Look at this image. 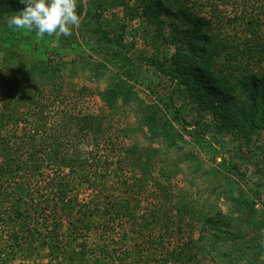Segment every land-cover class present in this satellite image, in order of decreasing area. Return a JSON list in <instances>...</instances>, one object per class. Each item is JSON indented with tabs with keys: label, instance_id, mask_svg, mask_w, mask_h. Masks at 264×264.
<instances>
[{
	"label": "trees",
	"instance_id": "obj_1",
	"mask_svg": "<svg viewBox=\"0 0 264 264\" xmlns=\"http://www.w3.org/2000/svg\"><path fill=\"white\" fill-rule=\"evenodd\" d=\"M128 1L94 0L97 11L91 15L95 20L92 30L100 40L107 42L104 51L109 56L107 60L122 62L118 69L130 63L122 52L125 47L122 33L126 24H113L112 32L116 33L117 39L111 44L108 28L103 24V20H107L105 13L112 16L115 8H125L132 18H143L158 29L167 23L170 32L165 43L173 51L165 59L170 63L167 72L178 82L181 97L197 110L201 120L205 119L202 126L199 125L201 120L197 119L194 135H191L203 143L205 133L212 131L237 141L239 151L245 147L252 153L253 137L264 131V0H208L204 5L200 0H131V6ZM24 7L20 0H0V27L7 28L5 17ZM82 13L83 7L78 0L77 14L81 16ZM14 34V30L7 29L5 41L14 40L9 44H18L19 38ZM29 46L33 49L35 45L30 43ZM10 49L8 56L21 61ZM151 63L157 67L161 65L157 60ZM54 70L46 60L30 67V72L39 76ZM122 72H118L100 93V99L109 109L118 101L131 106L138 128L146 129L151 147L157 142L171 148L176 129L157 104L146 105L126 84L125 80L130 78L133 70L129 68ZM24 82L10 79L0 71V235L5 229L8 241L6 244L0 241V260L6 261L9 257L13 260L18 253L47 247L51 258L62 259L65 264H103L109 257L112 262L123 263L113 250L110 254L109 242L104 237L110 236V229L115 228V224H124L130 219L135 221L129 207L118 209L116 200L105 202L108 198L100 197L99 192L82 204L72 196L77 180L92 181L91 189H98L94 182L97 177L89 176L90 155L81 152L76 140L90 138L96 143L104 134L102 122L91 115L67 116L58 135L45 136L48 140L43 145L44 141L38 139V135L45 133L46 121L35 119L32 128L19 141L9 142L2 134L4 124L13 122L17 128L20 121H27L29 114L25 116L23 111L33 110L34 118L43 114L47 93L63 95L62 83L44 84L35 92L25 94ZM209 114L211 119L206 118ZM174 119L186 131L191 127L178 116ZM61 136L69 140H60ZM151 147L141 152L132 147L122 148L121 158L125 165L145 174ZM208 147L215 150L212 144ZM43 152L46 159L40 162L37 158ZM195 156L193 153L191 158ZM224 168L228 174H222L218 169L210 173L216 181H222L214 184L212 192L225 197L228 211L222 213L213 207L209 212L197 211L186 201L187 194L181 196L177 202L181 208L176 206L171 211L180 215L176 218L174 234L179 235L183 230L181 216L197 215L194 219L200 224L198 238L188 242L181 239L165 250L149 240L144 242V252L141 248L136 252L141 251L146 256L141 254L139 262L129 258V264H193L198 254L210 256L213 264H241L243 261L252 264V260L264 258V200L261 199L264 187L257 184L254 190L244 189L239 185L244 177L240 169L230 163ZM110 219L112 223H109ZM173 220L145 214L134 222L138 227L134 232L145 239L156 229L157 221L162 229L169 230L168 224L172 227ZM187 230L191 231V227ZM89 237L97 239L93 240L97 250L89 247ZM92 251H96L98 257H88L87 252Z\"/></svg>",
	"mask_w": 264,
	"mask_h": 264
},
{
	"label": "rangeland",
	"instance_id": "obj_2",
	"mask_svg": "<svg viewBox=\"0 0 264 264\" xmlns=\"http://www.w3.org/2000/svg\"><path fill=\"white\" fill-rule=\"evenodd\" d=\"M206 1L208 0H200L203 5ZM79 2L83 7L81 22L78 27H73L70 36L49 37L46 35L38 38L35 31L26 34L24 30L0 27V71L10 79L24 80L25 94L35 92L44 84L58 83H62L63 92V95L59 96L47 93L44 98L46 104L42 102L44 106L41 116L39 114L34 118L32 117L33 110L23 111L25 116L29 114L27 121H20L17 128L13 122L4 124L2 134L9 138V142H16L29 132L35 119L45 120V133L38 135V139L44 141L42 144L45 145V141L48 140L45 136L52 134L56 137L58 130L62 129L61 123H64L67 116L91 115L102 122L104 134L98 138L96 143L91 142L90 138H86L85 141L76 140L78 145H86L88 142L87 152L90 155L89 164L91 165L87 164V167L90 172L89 176L97 177L94 182L98 189L96 191L91 189L89 185L92 181L85 183L77 180L74 182L72 196H75L76 200L82 204L88 202L96 195V192H99L100 197L108 198L105 202L116 200L118 209L122 206L129 207L134 214L135 221L130 219L124 224L114 223L116 227L110 229L111 237H104V240L109 242L110 254L112 255L111 250H113V254L124 261L120 263L119 260H113L112 262L109 257L103 263L129 264V258L132 261L133 258L141 261V254L146 248L144 242H149V240L165 250L175 246L176 242H180L181 239L183 242H188L198 238L200 224L194 219L197 215L194 217L181 216L183 218L181 229L183 230L179 235L174 234L176 218L180 215L177 216L175 211H171L176 206L181 208V205H177L181 196L187 194L186 201L197 211L209 212L210 207L222 213L228 211L229 206L225 197L219 192H212L214 184L222 183V181L220 179L216 181L210 173L211 170L218 169L222 174H228L224 166L229 163L234 164L244 175L243 180L239 181L242 188L254 190L257 184H262L264 187V131L253 137L251 148H254V151L252 153L243 145L239 151L237 141H232L227 136H218L212 131L205 133L203 143L199 141L192 135H194L195 122L201 118L197 115V110L181 97L180 90L177 89L178 82L173 80L167 72L170 63L165 59H168L170 53L173 52L172 48L165 43L170 32L167 23L162 29H158L157 26L148 23L143 18H132L125 8H115L112 16L105 13L104 18L107 16V20H103V24H106L108 28L107 36L111 44H114L117 39L116 33L112 32L113 24L116 22L126 24L122 33L125 46L122 52L130 63L118 69L122 62L108 61L109 56L104 53L107 50L105 49L107 42L100 40L99 36L93 33L95 20L91 15L97 11L94 0H79ZM128 5H133V2L129 0ZM88 12L90 15H86ZM7 29L15 31L14 36L19 38L18 44L14 42L13 45L9 44L14 40L5 41ZM30 43L35 45L33 49L29 46ZM9 47L15 55L20 56L21 61H15L8 56ZM2 58L5 60L2 61ZM42 60L50 62L51 68L56 71L46 76L31 73V65ZM155 60L161 63L160 67L152 65L151 62ZM129 68L133 72L129 75L130 78L125 80L126 84L146 105L157 104L176 129L175 143L171 148L167 149L157 142L151 147L146 129L141 131L138 128L134 109L131 106L123 105L121 101H118L114 108L109 109L100 99V93L107 88L110 81L119 74L118 72L121 74ZM175 116L191 124L189 125L191 127H187L188 131L176 124ZM202 122H205L204 118L199 122L200 126ZM60 140L69 139L61 136ZM210 144L215 148L214 151L208 147ZM128 147L140 152L151 147L150 162L146 163L147 173H138L136 169L124 164L121 158L124 150L122 148ZM193 153L198 158L195 156L192 159ZM37 159L40 162L45 161L44 152ZM95 170L96 173L91 174ZM89 179L93 180L92 177ZM262 193H260L261 199L264 200V192ZM145 214L175 219L172 221V227L168 224L169 230L162 229L157 221L154 225L156 229L149 234L153 238L148 239V236L144 239L140 235L137 237L135 232L138 227L134 225V222L136 223L139 217ZM112 222L113 220L110 219L109 223ZM189 227L191 231L187 230ZM65 232L68 233V230L66 229ZM1 235V243H8L5 229L2 230ZM89 238L88 245L95 250L97 247L93 240L97 239ZM138 248H141L142 252L136 253ZM95 252H87V256L98 257ZM209 257L198 254L193 264H213ZM0 264H65V261L54 260L47 247H40L27 251L26 254L18 253L13 260L10 257L6 261L0 260ZM252 264H264V258L261 257L257 261L252 260Z\"/></svg>",
	"mask_w": 264,
	"mask_h": 264
},
{
	"label": "clouds",
	"instance_id": "obj_3",
	"mask_svg": "<svg viewBox=\"0 0 264 264\" xmlns=\"http://www.w3.org/2000/svg\"><path fill=\"white\" fill-rule=\"evenodd\" d=\"M25 7L7 15L5 23L9 28L24 30L26 34L35 31L38 38L70 36L73 27H78L81 20L77 14V0H20ZM207 119H211L209 114ZM82 153L88 146L81 144ZM81 158H86L82 156Z\"/></svg>",
	"mask_w": 264,
	"mask_h": 264
}]
</instances>
